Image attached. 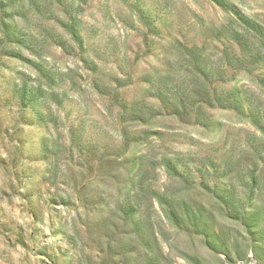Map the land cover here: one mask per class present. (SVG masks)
<instances>
[{"label":"clouds","instance_id":"clouds-1","mask_svg":"<svg viewBox=\"0 0 264 264\" xmlns=\"http://www.w3.org/2000/svg\"><path fill=\"white\" fill-rule=\"evenodd\" d=\"M91 2L103 7L105 0ZM78 55L108 68L109 76L96 80L99 94L82 89L77 78L78 94L64 95V76V83L45 89L38 104L26 101L22 107L0 87V122L11 134L0 130V264H143L141 241L152 246L154 231L179 260L182 234L153 207L156 198L172 207L183 227L187 220L171 203L178 192H203L200 184L207 181L209 192L223 198L230 184L220 173L231 172L225 179L237 187L247 179L250 165L240 160L245 153L238 143L243 136L225 137L218 126L197 118L196 109L208 103L229 104L227 95L221 90L222 97L182 109L176 89L162 84L164 73L144 50L142 37L131 51L113 54L85 43ZM117 55L118 67L111 63ZM145 72L147 83L140 79ZM91 79L89 73L83 83ZM11 116L16 119L9 124ZM245 195L240 188V198ZM41 250L51 259L38 256Z\"/></svg>","mask_w":264,"mask_h":264},{"label":"rangeland","instance_id":"rangeland-1","mask_svg":"<svg viewBox=\"0 0 264 264\" xmlns=\"http://www.w3.org/2000/svg\"><path fill=\"white\" fill-rule=\"evenodd\" d=\"M28 1L27 6H29ZM33 1L34 5L31 6L28 18L17 19L16 27L23 30L24 33L34 35L40 47L37 52L23 49L20 51L25 58L41 61L48 69L53 70L56 73L55 84L58 80L60 83H64L63 77L68 76V87L64 95H68L69 92L73 95L78 94L73 91L76 88L75 80L77 78L82 82V89H91L99 94L96 80L109 76L107 67L102 68L96 60L90 59L89 62L95 65V69L91 70L84 63L83 57L78 55V52H83L85 43H88L90 48H104L113 54H118L121 50L131 51L138 37H142L144 50L147 54L161 66V71L164 73L161 78L162 84L164 86L171 85L175 89L178 87L187 89L191 93L194 83L191 78H188L185 71L189 68L188 64L192 57L191 55L185 57L183 55L185 51L182 48L191 44L204 47L202 56L205 57V61L209 64L216 63L217 50L221 48L220 40L217 39L216 34L220 31H218L219 24L227 18L226 14L208 0H192L190 5H183L181 0H105L103 7H98L91 0H62L73 4L72 15L81 21V36L84 45L80 49L62 27V23L70 21L63 5L53 4L52 0ZM228 1L235 4L244 14L264 25V0ZM135 5L146 10L149 22L159 28L160 34H153L146 28L144 19L139 17ZM185 8H187V12L184 11ZM45 29H53L62 36L68 43V51L52 44ZM174 33L180 35L181 39H176ZM135 46L139 47V45ZM14 48L17 49L16 46ZM118 59L117 55L111 63L116 65ZM76 61L79 63H75ZM101 63L106 64L104 61ZM116 66L118 67V65ZM149 66L155 68V65L151 63ZM89 73H91L92 79L83 83ZM224 74L223 76L216 75L218 90L227 88L229 85L253 86L248 77L236 76L227 71ZM140 79L147 83L150 80V74L145 72ZM38 80V74L27 62L0 54V87H6L16 96L15 89L23 81L28 85H35ZM41 83L45 84V81L41 80ZM204 112L205 117L208 116L211 124L218 126L225 137H232L233 134L243 136L238 141L241 145L240 152L248 149L247 139L252 136L253 132L258 138L264 136L231 111L217 108L205 109ZM15 119V116H11L9 124ZM173 119L178 121L181 126L184 125V120L181 118L173 116ZM199 127L204 131L208 130L205 125L199 124ZM0 130L5 136L10 137L9 129L4 128L2 122H0ZM176 134L182 135L183 133L177 130ZM191 139L195 140L196 135H193ZM203 139H207V137ZM4 162L6 163V161ZM233 165L235 163H232L231 166ZM0 179L4 178L0 177ZM200 188L203 189V192L177 193L180 197L179 202L186 204L185 207L182 204L177 205L179 208L183 207L178 212L183 213V218H185L184 212L195 218L196 227L176 226L163 211L164 207L155 201L153 207L157 209L162 219L168 221L182 234L177 241L178 246L182 249V254L179 256V260L175 259L172 255L173 249L170 248L168 241L159 232L154 231L153 235L156 236V241L152 246L141 241L142 248L146 249L143 254V264H148L150 256L157 257L160 264H181V262L182 264H240L247 259H249L247 264H264V239L249 234L242 225L223 216L222 211L218 207L216 208L217 204L209 190L201 185ZM4 196H7V193H4ZM255 209L258 224L264 223V191L260 192ZM248 249L252 251L251 256L248 255ZM36 254L51 259L43 250ZM41 264H44V261Z\"/></svg>","mask_w":264,"mask_h":264},{"label":"trees","instance_id":"trees-1","mask_svg":"<svg viewBox=\"0 0 264 264\" xmlns=\"http://www.w3.org/2000/svg\"><path fill=\"white\" fill-rule=\"evenodd\" d=\"M27 1L0 0V54L27 62L39 76V80L35 85H28L23 81L16 87L15 94L23 107H27L26 101H32L35 106L43 97L46 88L56 86V73L53 70L48 69L41 61L27 59L21 54L20 49L37 52L40 47L34 35L24 33L23 30L16 27V20L20 18L27 19L31 6L34 5V1L29 0V6H27ZM208 1L227 16L225 21L219 24L218 28L220 29L218 31H220L216 34L221 45V48L217 50V61L210 64L205 61V57L202 56L204 47H198L194 44L183 46L182 49L185 51L183 55L185 57L191 55L192 57L185 74L192 79L194 88L193 92L190 93L187 89L178 87L176 89L178 93L176 100L180 107L187 111L189 108H195L196 103L199 101L206 98H219L222 97L223 93H226L229 104L208 103L202 109H196L198 121L203 120L212 123L208 116L205 117V109L218 108L228 110L233 112L240 120L248 123L260 135H264V25L244 14L235 4L228 0ZM52 2L53 4H61L65 8L70 21L65 24L62 23V27L66 30L70 39L82 49L84 40L81 36V21L72 15L73 4L62 0H52ZM135 6L139 17L145 20L143 22L146 28L153 34H160L159 28L149 22L146 10L138 7V5ZM45 31L49 35L52 44L68 51V43L62 36L53 29H45ZM89 63L94 66L91 70H94L95 65L92 62ZM89 63H85L87 67H89ZM226 71L234 73L236 76L248 77L253 86L238 87L231 85V87L222 88V93L217 88L219 85H217L215 78L216 75H225L224 72ZM40 79L45 81V84H42ZM56 94L59 95L58 93ZM169 103L171 104L172 101L169 100ZM200 125L204 124L200 123ZM247 141L248 149L242 150L241 153H245V155L240 157V160L250 165L245 173L247 179L237 187L235 183L225 179L231 175V172L220 173L221 181L229 183L230 188L224 189L223 198L214 191L210 193L211 197L215 199L216 208L218 207L222 211L221 214L223 216L242 225L249 234L264 239V223L258 224L255 216V204L260 192L264 191V167H262L264 166V141L256 137L254 132ZM237 166L238 162L231 166V170L235 171ZM205 183L200 185L205 187ZM240 188H243L246 193L243 199L239 196ZM156 202L164 207V212L167 209L165 214L176 226H181L177 222V216L172 214V207L164 204L159 198H156ZM171 203L177 211L183 208H179L177 205L186 206L185 202H179L178 199L173 200ZM184 217L182 218L187 220L185 225L187 228L190 226L196 227L195 218L185 214V212ZM247 263H249V259L245 260L243 264ZM148 264H160V261L157 257L150 256Z\"/></svg>","mask_w":264,"mask_h":264}]
</instances>
